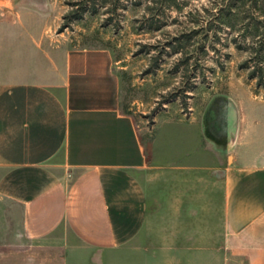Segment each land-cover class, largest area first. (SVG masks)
<instances>
[{
	"label": "crops",
	"instance_id": "1",
	"mask_svg": "<svg viewBox=\"0 0 264 264\" xmlns=\"http://www.w3.org/2000/svg\"><path fill=\"white\" fill-rule=\"evenodd\" d=\"M34 5L0 0V264H264V130L148 146L110 50L52 45Z\"/></svg>",
	"mask_w": 264,
	"mask_h": 264
},
{
	"label": "rangeland",
	"instance_id": "2",
	"mask_svg": "<svg viewBox=\"0 0 264 264\" xmlns=\"http://www.w3.org/2000/svg\"><path fill=\"white\" fill-rule=\"evenodd\" d=\"M23 2L52 45L110 50L121 107L148 146L169 123L206 117L212 132L221 113L229 129L250 118L264 130V0Z\"/></svg>",
	"mask_w": 264,
	"mask_h": 264
}]
</instances>
